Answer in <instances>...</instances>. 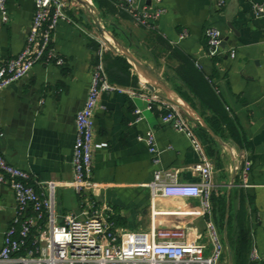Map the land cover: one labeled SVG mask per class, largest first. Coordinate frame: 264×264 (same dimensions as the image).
I'll return each mask as SVG.
<instances>
[{"label":"crops","instance_id":"crops-1","mask_svg":"<svg viewBox=\"0 0 264 264\" xmlns=\"http://www.w3.org/2000/svg\"><path fill=\"white\" fill-rule=\"evenodd\" d=\"M92 1L118 34L117 39L150 68H155L154 73L167 84L172 97L183 98L178 90L181 88L207 118L216 121L219 132L206 123L226 145L209 133L215 142L204 141L201 124L186 112L213 163L215 201L226 199L224 227L229 211L234 238L241 226L249 227L251 232L250 246L240 255L232 253L234 264H264V0H256L263 4L260 14L248 0H227L223 8L217 7V0H162L165 12L155 28L137 24L129 13L115 5V0H98V4ZM8 7L10 21L4 23L0 17V50L4 59L24 48L35 2L8 0ZM67 12L71 21L59 23L52 43L65 58V64L37 63L27 76L0 92V134H4L0 136V149L11 164L31 173L32 183L44 197L50 196L47 182L56 184L54 203L59 217L82 211V199L71 185L75 120L87 98L101 50L109 81L120 70L117 66L107 67H112L111 58L118 54L101 48L96 27L93 29L82 18L74 4ZM209 26L217 27L227 40L215 54L206 45L205 30ZM185 31L187 36L180 39ZM170 46L189 56L208 81H213L209 83L221 102L218 109L224 123L220 118L214 119L219 113L203 105L182 80L178 73L181 63L173 57ZM232 49L236 51L235 57L230 55ZM135 70L130 68L132 75H137ZM139 75L138 84L110 82L137 90L143 80ZM135 104L143 106L144 102L119 91L103 92L99 97L94 117L95 144L106 145L96 147L93 156L97 209H103L118 228L149 231L152 227H182L191 240L209 243L208 218L202 213L199 198L153 200L148 186L158 167L178 169L182 182L198 181L193 168L197 152L185 134L162 122L156 110L145 111V118L135 123ZM149 129L155 131L162 152L159 166L154 165L147 144L138 139ZM245 160L252 162L247 186L234 167ZM215 201L212 219L217 224L219 205ZM15 206L13 190L0 184V250L15 217ZM254 246L261 260H251Z\"/></svg>","mask_w":264,"mask_h":264},{"label":"built area","instance_id":"built-area-1","mask_svg":"<svg viewBox=\"0 0 264 264\" xmlns=\"http://www.w3.org/2000/svg\"><path fill=\"white\" fill-rule=\"evenodd\" d=\"M115 0V5L129 13L135 22L146 28H155L165 12L162 0ZM151 3L149 4V2ZM252 2L260 14L263 4ZM35 13L24 48L15 56L4 59L0 50V92L8 85L27 76L37 63L64 65L66 60L52 46L56 29L61 21H71L68 15L70 0H34ZM227 0H217L223 8ZM0 17L10 21L8 0H0ZM187 32L180 34L184 39ZM206 45L211 54L222 46L224 36L214 26L205 30ZM115 48V47H114ZM116 51V48H115ZM117 53V51H116ZM118 54V53H117ZM230 55L236 56L231 50ZM209 81L213 82L211 79ZM217 92L219 88L214 86ZM119 91L132 99H140L144 105L135 104L134 122L145 118V111L160 112L164 124L185 134L198 154L194 170L199 180L182 182L176 168H157L154 178L148 183L152 199L158 197L199 198L202 213L207 216L209 243L191 240L182 227L156 228L149 231H128L118 228L110 221L103 209H97L94 189L98 186L93 178L95 144V111L103 92ZM76 139L72 164L74 179L71 183L82 199V211L59 217L55 210L54 182H47L50 196L44 197L32 183L29 171L11 164L0 149V184L8 185L14 192L15 217L8 227L0 250V264H220L226 245L217 224L212 219L213 163L195 132L186 111L172 102L159 89L151 90L141 83L140 88L127 89L109 81L100 59L92 71V84L83 107L76 115ZM4 134L1 133L2 137ZM152 155L154 165L162 162L156 133L149 129L139 134ZM252 162L245 160L235 164L240 171L243 185L247 186ZM208 249H211L208 251ZM251 260H261L258 248L251 250Z\"/></svg>","mask_w":264,"mask_h":264},{"label":"trees","instance_id":"trees-1","mask_svg":"<svg viewBox=\"0 0 264 264\" xmlns=\"http://www.w3.org/2000/svg\"><path fill=\"white\" fill-rule=\"evenodd\" d=\"M95 4H98V0H94ZM115 36V35H114ZM117 38V36H115ZM171 47V46H170ZM171 52L173 57L178 59L180 61V66L178 68V73L182 80L190 87L191 91L194 93V95L200 100V102L203 105H206L208 109L218 112L219 115L214 117V119L220 118L221 124L224 123V119L222 115H220V111L218 109V106L221 105V102L219 100L218 95L216 92L213 90L211 84L208 81V78L204 74L203 71L199 70L192 59L187 56L185 53L181 52L179 49L171 47ZM97 50H99V44H97ZM111 64L112 67L108 68H120V73L119 71L114 72V75L112 74V77L110 76V81L112 82H118V83H128L132 82L134 84H138L139 79L137 75H132L130 72V68L132 67V64L123 56L117 55L115 58H111ZM114 66V67H113ZM119 73V74H118ZM182 96L185 100H187L193 108L197 109L200 112V115L205 118L206 122L216 131H218L216 121L211 120L206 117L205 112L197 106V104L193 101V99L186 93L182 91ZM200 129L203 133V139L204 141L208 142H215L208 132L200 126ZM212 200V206H213V201H215V195L211 197ZM216 205L218 203L219 205V210H218V227L220 228L221 231H223L224 228V219H225V213H226V199L221 198L219 201H215ZM232 221L231 218L229 219V224H228V238L231 244L232 248V253L234 256L240 255L242 250L244 248H248L251 243V232L249 227L247 226H241L239 234L237 238H234L233 235V226H232Z\"/></svg>","mask_w":264,"mask_h":264},{"label":"water","instance_id":"water-1","mask_svg":"<svg viewBox=\"0 0 264 264\" xmlns=\"http://www.w3.org/2000/svg\"><path fill=\"white\" fill-rule=\"evenodd\" d=\"M78 4L83 6L89 13L90 18L94 22V25L98 31V33L106 39L109 43L110 39H112L113 47L116 48V51L119 55L125 57L134 67L138 70V73H140L143 76L142 83L148 87L151 90L159 89L165 92L166 96L174 103L179 104L188 114L191 116H194L201 126L215 139L217 140L220 144L226 145L222 138L218 136L214 130L206 123L205 119L193 108L188 101L183 99L182 97L176 99L171 96L170 94V89L167 86V84L163 81V79L155 74L151 68L146 65L143 61H141L129 48L124 46L113 34H111L109 31H107L106 27L104 26L102 22V18L99 14V11L97 7L94 5L92 0H75ZM233 28V27H232ZM109 37V38H108ZM226 41L224 40L222 43V46L226 45ZM228 223H229V211L226 216V221H225V227H224V232H223V238L224 242L226 244V249L228 251L229 255V264H234L233 262V254H232V248L231 244L228 238Z\"/></svg>","mask_w":264,"mask_h":264},{"label":"rangeland","instance_id":"rangeland-1","mask_svg":"<svg viewBox=\"0 0 264 264\" xmlns=\"http://www.w3.org/2000/svg\"><path fill=\"white\" fill-rule=\"evenodd\" d=\"M70 1V0H69ZM72 1V4H74V8H75V6H76V8H78L79 10H80V12H81V15H82V18H84L89 24H90V26L93 28V29H95V25H94V22L92 21V19L90 18V16H89V13H88V11L83 7V6H81L80 4H78L75 0H71ZM98 9V8H97ZM98 11H99V14H100V16H101V18H102V22H103V24L105 25V27H106V29H107V31H109L111 34H113V35H115V36H117V38L119 37L118 36V34L115 32V31H113L112 30V28H111V26L106 22V20H104L103 19V16H102V14H101V11L98 9ZM97 36H98V39L100 40V43H101V48H105V49H109L110 51H112V52H115L116 53V51H115V48L113 47V45L112 44H114L113 43V41H112V39L110 38V42H112V44L111 43H109L108 41H106V39H104L99 33H97ZM117 54V53H116ZM147 65V64H146ZM132 68H134V70L136 69L135 67H134V65H132ZM167 69H170V70H172L173 68H166L165 70H167ZM137 70V69H136ZM135 70V71H136ZM151 70L153 71V72H155V68L153 69V68H151ZM138 71V70H137ZM136 71V73H137V75H139L140 73H138ZM139 76H141V78L143 79V76L140 74ZM144 80V79H143ZM178 88V87H177ZM178 90H179V93L181 94L182 92V90H181V88H178ZM182 95V94H181ZM203 144V143H202ZM220 229V228H219ZM220 232L222 233V231L220 230ZM223 234V233H222ZM226 245V244H225ZM220 264H229V255H228V251H227V249L225 250V252H224V256H223V259H222V261H221V263Z\"/></svg>","mask_w":264,"mask_h":264},{"label":"bare ground","instance_id":"bare-ground-1","mask_svg":"<svg viewBox=\"0 0 264 264\" xmlns=\"http://www.w3.org/2000/svg\"><path fill=\"white\" fill-rule=\"evenodd\" d=\"M109 38V37H108ZM110 39V38H109Z\"/></svg>","mask_w":264,"mask_h":264}]
</instances>
